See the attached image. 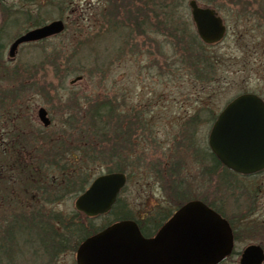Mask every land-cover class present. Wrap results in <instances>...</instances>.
<instances>
[{"label":"rangeland","instance_id":"obj_1","mask_svg":"<svg viewBox=\"0 0 264 264\" xmlns=\"http://www.w3.org/2000/svg\"><path fill=\"white\" fill-rule=\"evenodd\" d=\"M111 1L23 0L19 7L15 5L20 13L13 15L16 18H11L14 24L3 26V40L7 45L18 34L33 27L32 21L26 17L37 19L41 24L62 18L66 30L45 41L20 46L16 54L17 61L0 64V95L5 98L0 106H5L6 102L7 105L10 101L12 103L13 99L7 98L8 92L21 88V93L15 95L14 103L10 105L14 111L18 108L20 110L14 113L15 118L22 116L24 119L21 123H25L26 127L30 126L31 119L37 125L34 110L42 106L53 118V126L49 131L55 134L63 119L61 114L66 112V105L69 104H65V101L72 94L81 100L106 98L114 103L123 101L125 105L122 108L135 107L134 113L138 112L136 122H143L144 128L132 126L131 130L135 131L134 156L141 155L146 164L128 169L131 175L120 195L131 205L136 216H140L143 212L156 210L159 205L174 208L176 197L171 194L176 186L179 187L178 184L184 190L181 197L185 201L202 195L197 185L209 183L208 176L203 172L209 165V160L201 158L207 147L211 128L207 111H218L230 99L245 91H253L264 97V20L247 18L257 12L253 0H217V11L227 32L224 41L211 47V50L223 58L234 57L227 63V74H219L213 80L221 83V87H217L211 82L199 83L185 68L181 69L179 76L170 74L164 68L163 73H160L163 57L158 51L162 48L168 53L171 51L168 44L159 48L158 44L166 39L160 32L137 39V43L141 44V51L137 56L134 55L136 50L133 52L134 48L120 39L114 44L109 63L102 64L99 55L108 51L107 47H110L112 39L109 41L106 37L102 41L98 40L101 34L108 31L104 13ZM187 1L185 0L179 15L186 19L189 28L196 33ZM197 1L203 4L201 0ZM241 6L247 8V11L237 17ZM26 11L29 12L27 16ZM117 14H120L118 18L125 15ZM169 41L176 43L175 39L169 38ZM83 45H89L91 50L84 53ZM75 50L77 55L73 60L86 63V72L78 73L76 76L81 75L82 78L70 84L76 76H62L66 60ZM202 108L205 110L201 111ZM195 113H200V120H197L198 124L192 130L193 127L187 128L186 124ZM145 136L148 140L143 141ZM192 138L194 142H191ZM3 159L5 157L0 155V162ZM150 164H155L157 171ZM1 166L3 165L0 163ZM175 170L176 175H169V172ZM216 178L210 184H217L219 191L218 184L222 180L218 176ZM2 179L3 176L0 177ZM1 183L0 188L3 186ZM74 199L75 197H67L52 207L69 213L74 209ZM6 203L7 200L5 202L0 193V210L12 207ZM263 225L264 208L244 217L240 227H253L255 230L240 235L237 245L239 251L247 244L258 243L263 239V230L260 232ZM21 234H18L20 247L16 253L24 255L26 247L21 242ZM238 259L239 255L233 254L221 264H238ZM56 261L57 264H75V251L62 253ZM16 263L21 264L20 260Z\"/></svg>","mask_w":264,"mask_h":264},{"label":"trees","instance_id":"obj_2","mask_svg":"<svg viewBox=\"0 0 264 264\" xmlns=\"http://www.w3.org/2000/svg\"><path fill=\"white\" fill-rule=\"evenodd\" d=\"M201 1L204 5L218 9L217 0ZM253 2L256 5V15H248L247 18L264 20V0ZM184 3L185 0H119V2L112 0L104 13L108 31L101 34L98 40L102 41L106 37L109 41L112 39L110 47H107L108 51L104 55H99L101 63H109L114 44L120 39L134 48L133 52L136 50L134 55L137 56L141 51V44L137 43V39L160 32L166 39L158 44L159 48L168 44L171 49L170 53L164 48L158 51L163 57L160 73H163L164 68L170 74L179 76L181 69L185 68L199 83L211 82L221 87L220 82L213 80L219 74H227V63L234 57L223 58L211 50L224 40L205 44L198 38L189 28L186 19L179 15ZM246 11L247 8L241 6L237 17H241L240 15ZM28 13L26 11V16ZM117 13L125 15L118 18L120 14ZM26 19L32 21V26L41 23L37 19L28 17ZM169 38L175 39L176 43L169 41ZM86 46L83 45L84 53L91 50L89 45ZM76 55L75 50L67 58L63 78L86 72V63L78 60L74 62ZM45 56L47 57V54ZM55 68L57 69V66ZM16 71L17 69L14 70ZM20 89L8 92L7 98L13 99L12 103ZM2 103L0 95V104ZM12 103L10 101L8 105L10 110ZM67 103L69 104L66 108L69 111L61 114L63 119L61 124H58L55 135H48L47 130L42 127L36 130L40 135L39 158L36 160L7 159L8 156L21 154L22 148L16 136L7 145L0 146L2 148L0 155L5 157L0 162L3 165L0 167V177L3 176L0 180L3 184L0 193L4 201L7 200L6 205L12 206L0 210V264H17V260H20L21 264H54L59 255L75 251L80 242L89 235L122 219L135 220L141 233L147 237L151 236L173 210L185 202V198L181 197L184 190L180 189L181 186L178 184L179 187L176 186L171 194L176 197L174 208L159 205L156 210L143 212L140 216H136L131 205L126 203L121 195L117 197L107 214L96 217H86L75 209L63 213L52 207L67 197H76L83 192L98 174L123 172L129 178L130 167L146 164L141 155L134 156L135 131L131 130L132 126L144 128L143 122L141 124H138L139 121L136 122L138 112L134 113L135 107L125 106L123 109L122 106L125 105L123 101L114 103L106 98L81 100L73 94L66 99L65 104ZM1 109L0 107V112ZM204 110L205 108L201 109ZM199 114L195 113L190 122L188 120L187 124L185 122L187 128L195 129ZM12 121L15 122L13 119ZM145 139L148 140V137L145 136L142 140ZM191 142H194V138ZM203 153L201 158H207L206 156L210 154L207 147ZM150 165L157 171L155 164ZM221 169L217 162L215 172L218 177ZM176 174V170L169 172L172 176ZM123 191L124 188L121 192ZM23 197L26 199L23 200ZM18 234L23 235L21 242L23 241L22 244L26 247L24 255L16 253L20 247Z\"/></svg>","mask_w":264,"mask_h":264},{"label":"water","instance_id":"obj_3","mask_svg":"<svg viewBox=\"0 0 264 264\" xmlns=\"http://www.w3.org/2000/svg\"><path fill=\"white\" fill-rule=\"evenodd\" d=\"M191 19L201 41L212 44L226 34L218 12L189 0ZM64 30L61 19L27 30L9 47L13 56L19 44L57 35ZM81 79L76 77L70 83ZM39 121L50 120L44 107L37 110ZM208 145L217 159L238 173L264 168V101L253 93L240 94L227 103L211 128ZM126 183L122 172L96 176L80 193L74 206L87 217L107 213ZM229 224L199 200L177 208L150 237H144L134 220H119L85 238L75 252V264H218L232 250ZM260 245L250 244L238 264H262Z\"/></svg>","mask_w":264,"mask_h":264},{"label":"flooded vegetation","instance_id":"obj_4","mask_svg":"<svg viewBox=\"0 0 264 264\" xmlns=\"http://www.w3.org/2000/svg\"><path fill=\"white\" fill-rule=\"evenodd\" d=\"M22 2L23 0H0V64H9L16 60V54L21 44L17 46L13 56L9 55V47L11 46L12 42L19 36V34L18 36L14 37L13 40L7 45L3 40L5 30L3 26L9 25L10 23L14 24V20H12L11 18L14 17L13 15L17 14L18 12L20 13L19 8H16L15 5L19 7ZM149 24L150 23H148V25ZM29 29L30 28H27L26 30H24V32ZM19 93H21V91H18L16 94ZM262 98L264 99V97ZM4 99L5 98H2V102L4 101ZM0 107L2 108L0 112V146L7 145L10 140H14V137L16 136L17 142L19 143L20 148H22L21 154L19 156H8L7 159L29 161L30 159L36 160V158H39L38 152L40 141L38 139L40 135L36 130H39V128L42 127L47 130L48 135H55L54 132L49 131L53 126V118L51 117V115H49V112L46 110L47 117L50 120V124L47 126L41 125L36 114V110L40 107L38 106L34 110V117L37 125L31 119V124H29L30 126L27 125L26 127L25 123H21V121H23L24 119L22 118V116H18V119L15 118L16 114L14 113L18 112L19 108L15 111L13 109L10 110L7 102L5 106ZM222 110L223 108H220L218 111H207V120L210 121L211 127L217 120V117ZM12 119L15 122H13ZM32 144L33 148H31ZM207 148L210 153L207 156L209 165L203 172L206 176H208L209 183H207L206 185H200L199 183V185H197V188L199 189V191H201L202 195L199 194L200 196L196 198L203 201L207 206L212 208L224 219H226V221L230 225L233 235V248L231 251V255L239 254L241 251L238 250L237 245L238 240L241 238L240 235L246 232H251L253 229V227L241 228L240 225L242 220L246 215L250 214V212L261 211L264 208V168L246 174L236 173L224 167L217 160V157L211 152L210 148L208 147V140ZM31 153L36 154L32 155ZM217 162H219V166L220 168H222L219 171L220 179L222 180L221 184H218L220 187L219 191L217 189V184H210V182L213 181V179H217L216 176H218V174L215 172V166ZM254 230L255 229H253V231ZM261 231L263 239L260 240V242H258L257 244H259L264 250V225L262 226L260 232Z\"/></svg>","mask_w":264,"mask_h":264}]
</instances>
